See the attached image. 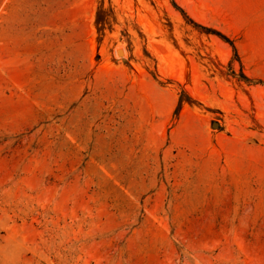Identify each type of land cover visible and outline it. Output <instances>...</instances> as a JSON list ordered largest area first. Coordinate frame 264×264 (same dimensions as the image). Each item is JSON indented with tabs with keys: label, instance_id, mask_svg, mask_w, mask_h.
<instances>
[{
	"label": "rangeland",
	"instance_id": "374dc122",
	"mask_svg": "<svg viewBox=\"0 0 264 264\" xmlns=\"http://www.w3.org/2000/svg\"><path fill=\"white\" fill-rule=\"evenodd\" d=\"M0 264H264V0H0Z\"/></svg>",
	"mask_w": 264,
	"mask_h": 264
},
{
	"label": "trees",
	"instance_id": "16d2710c",
	"mask_svg": "<svg viewBox=\"0 0 264 264\" xmlns=\"http://www.w3.org/2000/svg\"><path fill=\"white\" fill-rule=\"evenodd\" d=\"M206 29H207V31H210V32L215 33L216 35L222 37L224 40H226L230 44L232 43L231 40L226 35L222 34L221 32L216 31V30H210L209 28H206Z\"/></svg>",
	"mask_w": 264,
	"mask_h": 264
}]
</instances>
